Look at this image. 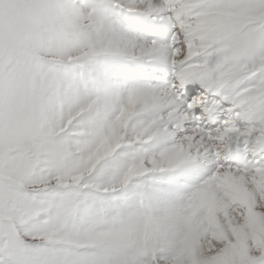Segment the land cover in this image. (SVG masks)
<instances>
[{
    "label": "clouds",
    "instance_id": "obj_1",
    "mask_svg": "<svg viewBox=\"0 0 264 264\" xmlns=\"http://www.w3.org/2000/svg\"><path fill=\"white\" fill-rule=\"evenodd\" d=\"M197 2L186 0L193 10L190 19L196 21L189 31L196 39L191 49L177 50L175 63L202 57L199 68L205 78L229 88L264 73V54L255 58L250 54L251 41L259 34L257 22L264 21V0L251 5L258 18H241L239 26L228 22L218 30L203 23L194 11ZM80 3L15 0L10 6L0 0V205L10 204L15 226L27 233L25 264H73L74 257H84L90 264H150L142 249L159 241L160 234L147 233L148 221L164 212L186 214L199 190L178 211L161 201L134 202L120 212L106 207L99 214L62 220L54 218L59 211L54 203L41 200L39 212L33 209L37 197L68 192L91 180L103 161L141 140L152 141L173 120L185 116L170 94L124 95L109 107L101 106L98 98L69 103L76 89L70 90L61 75L63 69L90 60L100 68L118 50L112 27L95 10L80 8ZM213 48L218 57L214 71L207 68ZM243 99L249 107L264 105V83L245 89ZM231 135L241 133L234 130ZM190 147V143L174 146L171 152L136 161L110 185L111 191H117L116 185L133 173L146 176L173 166ZM246 182L251 193L257 190L251 180ZM260 206L264 207V192ZM244 211L233 207L237 224L243 222ZM38 215L48 217L47 222L37 221ZM224 247L223 241L205 235L198 254L206 260Z\"/></svg>",
    "mask_w": 264,
    "mask_h": 264
},
{
    "label": "snow or ice",
    "instance_id": "obj_2",
    "mask_svg": "<svg viewBox=\"0 0 264 264\" xmlns=\"http://www.w3.org/2000/svg\"><path fill=\"white\" fill-rule=\"evenodd\" d=\"M5 2L13 6L15 0ZM222 6L251 5L249 0H198L194 11L201 15ZM79 7L102 15L112 27L118 50L100 68L90 60L63 69L61 75L70 90L76 89L75 95H69V103L98 98L101 106L109 107L124 95L170 94L185 116L173 120L152 141L141 140L103 161L91 180L68 192L53 191L45 198L37 197L33 201L35 212L43 204L54 203L59 208L54 218L68 220L99 214L106 207L120 212L134 202L149 201H161L178 211L217 173H232L248 181L257 171H264V105L249 107L243 99L245 89L264 83V73L229 88L205 78L199 68L202 57H186L177 65V50L191 49L196 39L189 31L196 21L190 19L193 10L186 0H81ZM257 27L258 37L250 47L253 58L264 54V21H258ZM207 59V68L214 71L218 66L215 48L210 49ZM234 130L241 135L221 141L226 132ZM189 143V150L173 166L136 176L117 191L105 192L136 161H147ZM261 193H252L258 213H264ZM13 216L7 201L0 205V264H25L27 233L15 226ZM36 219L47 222L48 217L38 215ZM177 252L174 243L160 239L147 257L150 264H175ZM73 264L90 262L74 257ZM240 264H264L261 250L251 240L247 258Z\"/></svg>",
    "mask_w": 264,
    "mask_h": 264
},
{
    "label": "bare ground",
    "instance_id": "obj_3",
    "mask_svg": "<svg viewBox=\"0 0 264 264\" xmlns=\"http://www.w3.org/2000/svg\"><path fill=\"white\" fill-rule=\"evenodd\" d=\"M213 11L214 9H211L201 14V17H203V23L210 25L209 19L213 16ZM231 132L232 131L226 132L224 137L220 138L221 141L223 142V140L231 137ZM256 174H258V172H256L255 175ZM258 176L256 175V177ZM252 180L254 181L255 179H251V181ZM245 183L247 184L245 179L241 176H237L232 173H217V175H215L211 181L204 185L192 198L188 204V212L185 215L184 222L180 216H174L171 213H168L170 215L168 216L172 218V221H169L168 216L166 217L163 215L164 213L161 215L163 216L162 219H165L164 221L168 229H170L169 225L172 226V224H180L186 227L185 223L187 218L195 223H192V227H188L189 225H187L188 231L191 234L187 237V239H185V241L181 239V235L184 234L183 232L186 231V228L184 229L182 226L176 228L181 230V233H176L174 229H170L167 239H174L176 241L175 245L178 248V253H180L179 251L182 252V254H179L175 260V264H183L191 257H199L200 255L198 254V249L200 240L197 239H202V237L205 235L212 239L224 241L225 247L217 255L210 257L205 261L198 259L197 264H223L225 257L232 256L231 253L233 251V247L238 249L239 247L243 246L242 249L245 253H247L249 240L253 241V243L255 240V237L253 236L254 234L252 233L258 231H256V227L250 228V226H247L245 220H243L242 223L237 224L232 219V209L234 206L238 205L240 208L245 210H251L252 217H257V219H259L257 220V230H264V217L261 218L260 214L254 210L255 204L252 198V193L248 190L247 186L244 187ZM256 184H258V182H256ZM236 185H238L240 189L242 188L243 192L234 190L233 187ZM256 188L258 191H260L258 186H256ZM262 190L264 191V188H262ZM194 211L198 212L195 213ZM205 211L212 213V217L210 219H208V216L204 215ZM220 214H223L224 216L223 220L221 221L218 219ZM248 221H251V219H248ZM251 226L254 225L251 223ZM185 234H187V232ZM240 236L247 239H238ZM178 239L180 240L178 241Z\"/></svg>",
    "mask_w": 264,
    "mask_h": 264
},
{
    "label": "rangeland",
    "instance_id": "obj_4",
    "mask_svg": "<svg viewBox=\"0 0 264 264\" xmlns=\"http://www.w3.org/2000/svg\"><path fill=\"white\" fill-rule=\"evenodd\" d=\"M229 2H230V0H224V3H229ZM249 3H250V5L260 4V3H262V0H249ZM212 13H214V14H212L213 16L210 17L209 22H210V25L213 28V30H218V29H221V28L225 27L228 22H231L235 26H239L238 22L240 21L241 18H245V19H248V20H252V19L258 18L257 17V9L255 7H253V6H249L247 8H244V9L240 10L239 12H230V11L227 10V7H223L222 6V7L214 8V11ZM257 172H258V174H256V175L257 176L259 175V176L256 177V175H254L252 177V179H255V180L254 181L252 180L251 182L253 184H256V182H258V184H256L255 186H258V188H260V191L261 192H264L262 190V188H264V171H257ZM135 177H136V174L133 173V175L129 177L128 181H126V182L125 181H122L120 184L116 185V188L119 189L120 187L125 186L127 183H129ZM246 186H247V184L245 183L244 187H246ZM233 188L236 191L243 192L242 188L240 189V187L238 185H236ZM108 190L111 191L113 189L110 187ZM197 212L198 211H196L195 213H197ZM208 212L205 211L204 215L205 216H208V219H210L212 217V215H211L212 213H210V212L208 213ZM162 214L163 213H161V215ZM161 215L158 218H156L155 220H149L148 221L147 228H146V231H147L148 234H151L152 232H158L160 234V239H163V240H165L168 243H174V244L176 242L174 239H167V236L170 233V229H174V231L176 233H181V230H178L176 228H179L180 226H182L184 229L186 228L185 229L186 231L183 232L184 234L181 235V239H183L184 241L191 234L188 231V227H192V225H193L192 223H194V222H192L191 220H189V218H187V221L185 223L186 224V227H184L183 225H180V224H172V226L169 225L170 229H168L167 228V225H166V223L164 221L165 219H162L163 216H161ZM163 215L167 217L169 214H168V212H164ZM185 215L186 214L179 215L183 219V222H184V219H185ZM169 216H168L169 221H172V218L169 217ZM226 216H225V218H226ZM243 216H244V219L243 220L246 221V223H247L246 225L247 226H250V228H255L256 227L255 229L258 232L252 233V234H254L253 236L255 237L254 244L256 245V247H257L258 250H261L262 257H264V230H262V229L257 230V220H259V219H257V217H252L251 210H245ZM223 218H224L223 214H220V216H218V219L220 221L223 220ZM248 219H251V221H248ZM251 223L254 226H251ZM187 225H189V226L187 227ZM186 232H187V234H185ZM241 237L242 236H240L238 239H247V238H243V237L241 238ZM251 239H253V238H251ZM179 240L180 239H178V241ZM197 240H201V239H197ZM216 240H218V239H216ZM240 245H242V244H240ZM153 246H154V244H148V245H146L142 249L143 254H145V255L150 254L152 252V250H153ZM242 247L243 246L239 247L238 249H236V248L233 247V251L231 253L232 256L231 257H228V256L225 257L223 264H240V261L246 259L247 258V253L244 252V250L242 249ZM179 252L180 253L177 252V256H176L175 260L177 259V257L179 256V254L180 255L182 254L181 251H179ZM198 259L205 261V259H202L200 256L199 257H195V258L191 257L189 260L187 259L186 262H184L183 264H197L198 263Z\"/></svg>",
    "mask_w": 264,
    "mask_h": 264
}]
</instances>
